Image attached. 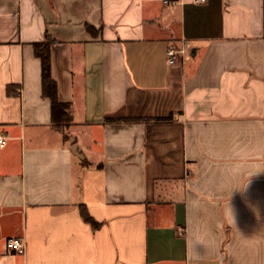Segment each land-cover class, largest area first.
Listing matches in <instances>:
<instances>
[{"label":"crops","instance_id":"1","mask_svg":"<svg viewBox=\"0 0 264 264\" xmlns=\"http://www.w3.org/2000/svg\"><path fill=\"white\" fill-rule=\"evenodd\" d=\"M164 1L0 0V264H264V0Z\"/></svg>","mask_w":264,"mask_h":264},{"label":"trees","instance_id":"2","mask_svg":"<svg viewBox=\"0 0 264 264\" xmlns=\"http://www.w3.org/2000/svg\"><path fill=\"white\" fill-rule=\"evenodd\" d=\"M90 31L93 30L91 26H88ZM54 43V40L48 35L43 42L35 44L36 54L40 57L42 62V90L43 95L48 97L51 100V115L52 121L58 127L62 128L67 136L65 131L66 125L72 121V116L69 111V104L60 101L58 95V85L51 74V45ZM9 92L11 88L9 87ZM172 116L167 118H156L158 120H167L171 119ZM80 212L83 219L91 224L94 228L100 225V222L97 221L87 210L86 206L82 204L80 206Z\"/></svg>","mask_w":264,"mask_h":264},{"label":"built area","instance_id":"3","mask_svg":"<svg viewBox=\"0 0 264 264\" xmlns=\"http://www.w3.org/2000/svg\"><path fill=\"white\" fill-rule=\"evenodd\" d=\"M194 1L196 3H199V2H205L206 0H194ZM164 2L165 4L172 5V6H175L178 4V1L176 0H165ZM180 51L184 52V49ZM177 52H178V49L174 47L168 49L167 55H168L170 62H174ZM6 141H7V138L4 135L0 134V145L4 146L6 144ZM6 246L9 251L15 250L19 252H24L26 248V244L23 239L13 238V237L9 238L6 241Z\"/></svg>","mask_w":264,"mask_h":264}]
</instances>
